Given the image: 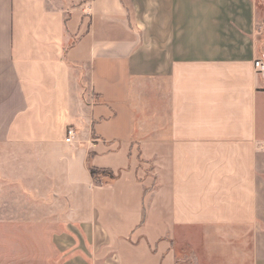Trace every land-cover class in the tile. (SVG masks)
Instances as JSON below:
<instances>
[{"label": "crops", "instance_id": "crops-1", "mask_svg": "<svg viewBox=\"0 0 264 264\" xmlns=\"http://www.w3.org/2000/svg\"><path fill=\"white\" fill-rule=\"evenodd\" d=\"M263 4L0 0V264H264Z\"/></svg>", "mask_w": 264, "mask_h": 264}, {"label": "rangeland", "instance_id": "rangeland-1", "mask_svg": "<svg viewBox=\"0 0 264 264\" xmlns=\"http://www.w3.org/2000/svg\"><path fill=\"white\" fill-rule=\"evenodd\" d=\"M262 2L264 3V0H262ZM264 5V4H263ZM261 39H263V42H264V33H262V35H261ZM100 158H102L101 160H100ZM113 158V156L112 155H108V154H103V156H101V155H99V156H96V155H94L93 156V163L94 164H99V163H102V161L104 162V163H109L110 161V159H112ZM22 204L24 205V208H23V223H24V229H26V228H31V227H33V226H37V224H41V223H39L38 222V217H36V216H34L35 214H36V212H35V214L32 212V211H30V209H26V207L28 206V207H30V204H29V202H28V199H27V197L26 196H24L23 197V199H22ZM27 210V211H26ZM40 219H42V218H40ZM40 222H42V223H44L45 221L44 220H39ZM31 236H24V241H28V238H30ZM24 253H26L27 255H31V251H27V252H24Z\"/></svg>", "mask_w": 264, "mask_h": 264}, {"label": "built area", "instance_id": "built-area-1", "mask_svg": "<svg viewBox=\"0 0 264 264\" xmlns=\"http://www.w3.org/2000/svg\"><path fill=\"white\" fill-rule=\"evenodd\" d=\"M253 66H254V69L256 71V73L261 76V77H264V60H261V59H255L253 61ZM73 130L72 129H69L67 131V136H66V141H69L70 138L73 136Z\"/></svg>", "mask_w": 264, "mask_h": 264}, {"label": "trees", "instance_id": "trees-1", "mask_svg": "<svg viewBox=\"0 0 264 264\" xmlns=\"http://www.w3.org/2000/svg\"><path fill=\"white\" fill-rule=\"evenodd\" d=\"M90 174L94 179H96L99 174L106 175L109 174V172H107L106 170H100L94 167H90ZM109 176H111V174H109Z\"/></svg>", "mask_w": 264, "mask_h": 264}]
</instances>
